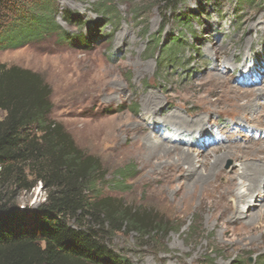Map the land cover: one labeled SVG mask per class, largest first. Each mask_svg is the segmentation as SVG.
Masks as SVG:
<instances>
[{"label":"rangeland","instance_id":"rangeland-1","mask_svg":"<svg viewBox=\"0 0 264 264\" xmlns=\"http://www.w3.org/2000/svg\"><path fill=\"white\" fill-rule=\"evenodd\" d=\"M101 2L104 7L100 8ZM55 16L67 40L60 41L55 35L19 49L0 50V64L28 68L45 77L53 90L52 118L66 127L78 146L104 164L107 177L100 184L102 196H116L129 205L148 208L172 223L170 233L149 240L139 239L135 232H119L106 239L109 248L131 264H264L262 239L260 248L250 243L249 234L239 242L240 247L225 246L222 229L214 226L211 214L199 203L202 187L188 185L192 175L181 174L173 180L174 185L184 183L180 190L173 185L160 192L162 184L155 185V181L169 166L181 165L179 155L161 157L151 172L137 156L113 148L110 136L121 112L135 124L145 118L153 139L171 145L181 140L183 148L196 154L198 167L207 156L202 151L210 143L219 155L228 145L264 140L262 107L256 114H248L249 121L240 115L246 91L264 89V2L56 0ZM214 73L223 75L225 85L213 83ZM119 84L124 86L120 91L126 99L114 103L111 99ZM214 87L218 93L209 95L207 90ZM91 90L100 100L87 97ZM150 92L163 96L153 121L144 109V98ZM259 101L264 103V95ZM173 110L190 118L197 116L195 110L203 112L205 130L185 128L184 134L173 138L178 130L167 119ZM242 118L247 121L245 126ZM122 138L125 142L127 136ZM209 153L213 161L216 154ZM222 158L224 169L235 164L233 157ZM242 182L238 178V192L245 191ZM47 193L38 183L19 193L16 200L21 209H35L45 202ZM191 194H196L192 206L179 210L171 206L176 198ZM246 213L239 211L241 216L230 222L237 232L245 228Z\"/></svg>","mask_w":264,"mask_h":264},{"label":"trees","instance_id":"trees-1","mask_svg":"<svg viewBox=\"0 0 264 264\" xmlns=\"http://www.w3.org/2000/svg\"><path fill=\"white\" fill-rule=\"evenodd\" d=\"M55 2L0 0V50L55 35L67 40ZM52 92L39 72L0 64V264H131L106 239L135 232L149 240L170 233L172 223L148 208L102 196L104 164L52 118ZM38 183L48 192L45 202L21 209L18 194Z\"/></svg>","mask_w":264,"mask_h":264},{"label":"bare ground","instance_id":"bare-ground-1","mask_svg":"<svg viewBox=\"0 0 264 264\" xmlns=\"http://www.w3.org/2000/svg\"><path fill=\"white\" fill-rule=\"evenodd\" d=\"M211 80L215 84L225 85V80L221 73H214L211 76ZM70 87L72 86L70 85ZM224 87L225 86H223L222 89ZM227 89L233 91L231 88ZM120 90H124L123 84H119L116 88L111 99L112 102H123L125 95ZM97 91H101V88H98ZM218 91V87L207 90L209 95L216 94ZM87 95L89 99L100 100V95H96L94 90L88 91ZM263 95L264 89L263 91H246L244 96H247V98L240 104L243 108L240 115H244L249 121L251 118L248 117V114H256L260 111V107H262L261 112L264 114V103L259 101ZM162 99L163 96L155 92H150L144 98V102L146 103L144 106L145 112L151 114L152 121L155 120L156 112L160 110L163 104ZM193 114L197 116H192L193 118H190L179 110H173L171 112V115H169L167 119L174 124L173 126L177 127L178 130L173 138L184 134L185 128L196 130L197 132L205 130L203 119L206 115L197 110H195ZM116 118H120V121L116 123L114 129H110L113 148L118 150V152L124 153L126 156H137L151 172L155 171L161 157L167 156L170 153L179 155L177 162L181 163V165L169 166L171 168L166 170L165 174L155 181V185L158 184V182L162 184L159 187L160 192H164L167 187H173V180H175L178 175L189 173V175H192V180L188 185L192 187H202L203 191L199 197V203L211 214L214 226H218L222 229L225 246L231 248L240 247L239 242L244 240L245 236L249 234L250 243H253L257 248L261 247L259 240H264V154L261 155V152L264 150V140H261L259 137L260 140H258L260 142H257L259 144L242 145L236 143L234 146L228 145L226 146L227 148L221 150L222 154L219 155L216 154L217 147L210 146V143L206 146L208 149L202 151L206 153L207 156L202 160L200 167H198L195 164L197 161L196 154L190 149L183 148L182 144L184 143L181 142V140H178V142H176L177 144L171 145L164 142L163 139L160 140L158 137L153 139L149 133L151 127L147 126L144 120L145 118H142L140 120L142 122H137V124L131 121V119H124L125 113L122 112L117 115ZM178 122L183 126L176 125ZM241 123L245 126L244 123H247V121L243 119ZM157 128L158 127L153 126V129ZM123 135L127 136L125 142L122 138ZM217 137L219 139V136ZM251 138L252 141H258L256 137ZM170 142L173 143V140ZM210 151L216 154L213 161L208 157ZM222 157H225V159L233 157L235 164L230 169H224L221 161ZM223 159L224 158H222V160ZM237 165L238 167H236ZM238 178L243 181L242 184L243 187H245L244 192L237 191L239 185ZM183 184L184 183L174 185L175 190H180ZM195 198L196 194H191L184 198H176L171 206L176 210L188 208L192 206ZM255 206H259V208L254 209ZM244 210L248 212L244 215L246 217L248 216V218L242 223L245 228L242 232H237L230 222L236 220L237 217L239 218L241 216L238 215L239 211ZM179 264L192 263L183 261Z\"/></svg>","mask_w":264,"mask_h":264}]
</instances>
